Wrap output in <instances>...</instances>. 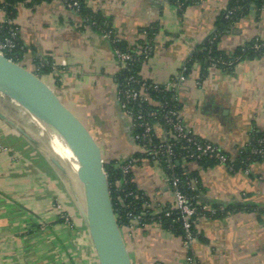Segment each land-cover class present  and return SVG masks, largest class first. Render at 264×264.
I'll return each instance as SVG.
<instances>
[{"label": "crops", "instance_id": "0c3cea01", "mask_svg": "<svg viewBox=\"0 0 264 264\" xmlns=\"http://www.w3.org/2000/svg\"><path fill=\"white\" fill-rule=\"evenodd\" d=\"M228 2L82 0L119 40L152 44L139 75L157 83L182 69ZM15 9L8 23L23 48L22 67L75 121L102 163L132 157L137 146L117 100L120 64L111 42L60 1L23 0ZM0 22H7L2 9ZM252 39L264 43V4H251L217 47L229 52ZM41 59L49 71L36 74L35 61ZM177 99L184 125L236 160L253 132L264 133V55L243 58L231 70L209 66L205 76L194 62ZM0 112V264H99L78 210L74 171L29 112L2 93ZM185 166L197 179L196 201L207 209L194 220V240L188 246L158 222L133 221L122 234L131 263L186 264L192 255L196 264H264V157L233 171L221 163ZM131 180L152 212L173 204L161 165L138 158Z\"/></svg>", "mask_w": 264, "mask_h": 264}, {"label": "built area", "instance_id": "2783aa9c", "mask_svg": "<svg viewBox=\"0 0 264 264\" xmlns=\"http://www.w3.org/2000/svg\"><path fill=\"white\" fill-rule=\"evenodd\" d=\"M57 1H60L67 9L74 13H79L80 11L79 0ZM195 1L199 2L201 0ZM223 10H225L226 17L232 13V11L226 7ZM91 24H93V22H91ZM99 33L103 38L109 40L112 45L119 41V38L116 37L110 29H104ZM16 38L17 33L12 29L7 36L0 40V52L3 55L4 51H10L15 48ZM113 51L120 64L119 71H121L125 69L128 62L132 61L135 57L146 60L151 54L152 47L149 43H144L133 48L132 51H122L113 45ZM44 63H46V61L41 59L40 64L42 65ZM184 69L183 66L182 69L166 83H157L134 75H129L125 78L124 82L116 81V96L122 111L128 118L132 138L137 146V152L144 158L164 168L165 181L172 192L173 204L170 206H163L159 211L155 213L151 212V215L158 213H164L166 217L173 215L174 221L178 222L182 229V237L185 243L189 246L195 238L193 231L194 220L201 210L205 211L207 209L199 205L196 201L197 193L193 195L188 192L197 190L196 177H183L184 173H182V178L180 174L175 172L176 167L180 166L187 171L186 173H190L186 169V163L189 161L198 162V160L203 158L211 159L216 163L225 164L231 171L235 170V167L232 163V159L217 145L195 136L190 129L184 125L179 109L175 106V102L178 101L177 87L186 78ZM165 91L172 93L169 102L160 98L158 99L150 93H162ZM144 105L153 107L145 108ZM177 141L183 143L179 149H185L184 152L175 150ZM259 142H263V140L261 139ZM250 153L264 156V146L250 148ZM136 160V158L128 157L117 162V167L120 168V172L123 176L131 172L132 165ZM243 170L248 172L246 166ZM145 206L149 207V203L146 202ZM209 210L214 212L212 209ZM144 214V212H141L132 215L128 224L124 227H128L133 221L141 225L145 224L142 221V216ZM65 219L68 221V217ZM186 264H196L192 255L186 257Z\"/></svg>", "mask_w": 264, "mask_h": 264}, {"label": "trees", "instance_id": "16d2710c", "mask_svg": "<svg viewBox=\"0 0 264 264\" xmlns=\"http://www.w3.org/2000/svg\"><path fill=\"white\" fill-rule=\"evenodd\" d=\"M23 0H0V9H2L6 16L7 22H0V40L7 36L10 30H15L14 25L8 23V20L12 19L16 13V5ZM34 2H39L42 0H32ZM80 1V11L82 16L85 18V23L91 25V27L97 31H102L104 29H109L108 25L104 18H102L99 14L91 12L83 7L82 0ZM175 3H186L191 0H172ZM251 4H255L256 6H260L264 4V0H229L226 8L230 9L232 13L226 17L225 10H222L217 19L215 21V29L204 39L199 49L194 50L186 59L184 63V74L187 75L192 64L194 62H199L200 64V75L205 76L206 70L209 66L220 67L224 70H231L236 62L243 58H251L256 56L264 55V43L259 40H250L249 42L244 43L243 45L237 46L232 51H224L220 50L217 47V42L220 36L225 32L238 18L242 15L246 14L249 6ZM93 22V24H91ZM152 31L150 30L149 33ZM16 46L14 49L10 51H4L5 57L11 59L15 63H18L22 58L23 48L18 38L15 39ZM149 43V42H146ZM127 45L124 41H117L113 45L122 50V51H132L133 48L138 45ZM152 47V44L149 43ZM258 46V47H256ZM140 57H135L132 61H129L126 68L119 71L116 76V81L124 82L125 78L129 75H134L136 77L142 78L139 75V67L143 62ZM41 60L35 61V73L41 74L49 71V65L47 63L40 64ZM152 96L157 97L158 99L167 100L169 102L171 94L170 92H162L155 93L150 92ZM172 103V102H170ZM145 108H151L153 106L144 105ZM175 106L179 109L178 103L175 102ZM263 142H259L260 140ZM183 145L181 141L176 142V151L184 152L185 149H179V147ZM264 146V133L253 132L251 140L248 144L247 150L242 153V155L236 160H232V163L237 168H242L250 161L259 160L264 156L254 155L250 153V148ZM139 152H135L132 155V158H141ZM248 158V159H247ZM116 160H111L109 162L103 163L105 179L107 183V189L109 193V198L111 201L112 209L115 214L117 224L119 228L124 227L128 224L132 215L139 214L144 212L145 214L142 216V221L144 223H149L152 221L160 223L164 228L171 230L175 234L182 235V229L178 222L174 221V216L166 217L164 213H158L155 215H151L152 210L149 207L145 206V203L148 202L144 194L138 190L134 183L131 180V172L123 176L120 172V168L117 167ZM199 165H206L210 163H216L211 159H200L197 162ZM177 174L182 175L183 177L195 176L193 172L186 173L182 167L177 166L175 169ZM182 177V176H181ZM182 177V178H183ZM125 180V181H124ZM190 194H196V191H188ZM234 207L229 206L227 209H233ZM200 210V208H199ZM204 211H200L203 213ZM219 212V211H218Z\"/></svg>", "mask_w": 264, "mask_h": 264}, {"label": "water", "instance_id": "95a60500", "mask_svg": "<svg viewBox=\"0 0 264 264\" xmlns=\"http://www.w3.org/2000/svg\"><path fill=\"white\" fill-rule=\"evenodd\" d=\"M0 93L36 119L37 114L71 159L81 193L78 210L99 264H132L112 209L103 163L79 126L34 73L1 52ZM0 117L4 118L1 112Z\"/></svg>", "mask_w": 264, "mask_h": 264}, {"label": "bare ground", "instance_id": "6f19581e", "mask_svg": "<svg viewBox=\"0 0 264 264\" xmlns=\"http://www.w3.org/2000/svg\"><path fill=\"white\" fill-rule=\"evenodd\" d=\"M35 115H36L38 121L41 122V123H43L42 120H41V118L37 114H35ZM51 138H52V141L54 143L53 146H55L56 150L63 156V158L66 159V162L68 163V165L70 166V168L74 171V165H73L71 159L69 158L68 154L65 152V150L63 149V147L52 136H51Z\"/></svg>", "mask_w": 264, "mask_h": 264}, {"label": "rangeland", "instance_id": "374dc122", "mask_svg": "<svg viewBox=\"0 0 264 264\" xmlns=\"http://www.w3.org/2000/svg\"><path fill=\"white\" fill-rule=\"evenodd\" d=\"M18 64L22 66V63L20 61L18 62ZM30 116H31L32 120H34L35 123L39 127H41L42 131H44V133L49 138V140L52 141L51 134L47 131V129L45 128V126L42 123H40L33 115L30 114ZM120 231H121V234H124L126 232V228L125 227H122V228H120Z\"/></svg>", "mask_w": 264, "mask_h": 264}]
</instances>
